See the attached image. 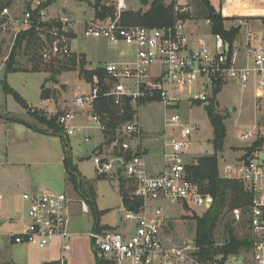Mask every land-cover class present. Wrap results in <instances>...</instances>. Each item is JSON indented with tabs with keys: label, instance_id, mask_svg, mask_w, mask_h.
Masks as SVG:
<instances>
[{
	"label": "built area",
	"instance_id": "built-area-1",
	"mask_svg": "<svg viewBox=\"0 0 264 264\" xmlns=\"http://www.w3.org/2000/svg\"><path fill=\"white\" fill-rule=\"evenodd\" d=\"M21 11L12 5L0 9V31L13 35L14 42L22 32L34 29L38 52L45 62L73 57V41L82 24V34L120 49V59L91 68L95 72L89 89L75 95L63 110L57 123L65 138L96 129L105 137L101 150L93 154L100 177L116 176L128 182L121 192L124 220L130 229H92V240L98 261L108 264H203L198 260L194 239L177 243L166 235L172 221L167 205L180 206L182 213H196V208L210 209L211 193L193 180L188 166L193 156L192 143L199 125L185 121V107L209 104L227 85L250 91L255 100L254 122L238 132L246 148L222 158V178L239 182L251 195L249 205L231 210L235 223L243 224L251 234V264H264V35L257 34L251 21L239 20L240 32L229 43L218 33H188L189 20L178 17L188 7L174 6L176 19L163 26L125 24L122 14L125 0H115L114 16L75 19L62 13L49 17L43 0H23ZM170 4V3H167ZM211 26V21L207 20ZM15 44V43H14ZM112 98L125 113L131 107V118L111 128L112 118L95 110L96 100ZM161 104L165 111L163 131V168L153 172L145 151L146 131L140 121L141 107ZM88 114L85 123L81 116ZM113 131L110 139L108 132ZM200 154V153H199ZM4 194L0 192V219L19 223L16 230L0 232L10 243L33 245L44 249L60 245L59 264H67L73 247L70 228L72 208L79 204L83 213L90 211L89 200L66 192L35 189L22 194L27 203L25 214L4 215ZM181 213V214H182ZM241 259L245 256L240 255Z\"/></svg>",
	"mask_w": 264,
	"mask_h": 264
},
{
	"label": "rangeland",
	"instance_id": "rangeland-1",
	"mask_svg": "<svg viewBox=\"0 0 264 264\" xmlns=\"http://www.w3.org/2000/svg\"><path fill=\"white\" fill-rule=\"evenodd\" d=\"M93 5L88 4L89 0H54L50 7V13L60 11L69 12L75 19L84 20L96 18L95 0ZM144 4L142 0H127L128 10L135 11L148 9L152 0H147ZM115 0H109L108 5L114 6ZM173 3L180 9L188 7L187 12H179V16L188 21V33L193 35H209L211 27L205 18L200 17L203 8L202 0H166V3ZM211 4L221 11L224 17H228L225 26L229 29L239 25L240 19H247L256 26L259 21L264 23V0H210ZM93 10V11H92ZM126 11V10H125ZM94 12V14H93ZM94 16V17H93ZM260 32V29L259 31ZM259 34V33H258ZM73 50L76 54V65L68 64L66 69L48 81L46 86H57V107L53 112L46 108H35L50 106V103L44 104L40 96L41 87L47 79L46 72H31L25 69H32L30 56L24 49L17 51L16 62L21 71L10 72L2 70L0 73V179L4 182H10V185L17 189L16 193L20 196L25 191H33L34 188H47L57 192H66L75 196L76 192L68 180L66 167L62 159L69 155L72 163L78 168L82 175L89 180L97 193V206L103 211L99 221H97L95 211L90 208L88 213L79 210L80 205L75 204L72 208L74 213L71 217L70 228L72 231L79 232V244L72 250L68 256L67 264H99L94 252L93 243L89 235L96 224L119 225L120 230L130 229L132 222L122 218V200H121V183L122 179L116 176L101 178L97 176L96 167L92 156L96 147L103 146L104 136L101 132L93 129L91 132L92 140L86 142L81 134L69 137L68 146L59 136L43 134L37 132L28 126L34 125L39 129L46 127L39 123L35 114L45 116L48 119L54 117L57 113L67 109L71 99L80 92L89 89L87 75L83 71H92L89 66H102L110 61L119 60L120 49L104 43L103 41L93 38H86L82 34V24L78 25V35L73 41ZM8 53L1 52L0 60ZM72 57V58H73ZM70 58V59H72ZM70 59L68 61L70 62ZM67 60H60L59 62ZM67 61V62H68ZM87 61L88 65L87 66ZM57 67V66H56ZM97 71V70H96ZM92 71V72H96ZM52 72H49L51 75ZM6 75V76H5ZM17 91L26 101L35 107L24 108L14 97L4 90V80ZM53 84V85H52ZM83 89H80L82 88ZM86 87V88H85ZM218 110L223 115L224 123L227 128V134L224 139L223 149L216 150L212 143L213 127L209 120L206 110L207 104L185 107V121L189 125H199L200 131L194 135L192 143V152L196 153L190 157L192 162L199 156L217 154L222 162V158H229L231 154L241 153L246 146L238 138L240 130L247 129L254 122L255 100L250 91H241L238 86L227 85L218 94ZM233 111H229L232 109ZM140 121L143 128L149 135L145 144L150 149L149 158L161 160L163 155V143L160 132L163 131L165 111L161 104H148L141 107ZM10 118H19L23 120L13 121ZM153 136V137H152ZM152 138V139H151ZM158 138V139H157ZM7 140L8 143L6 142ZM103 142V143H102ZM11 144V150L5 151L6 147ZM100 149V150H101ZM3 150V151H2ZM200 153V154H199ZM9 154V155H8ZM8 156V158H7ZM152 156V157H151ZM9 160L10 163H6ZM125 180V179H124ZM126 182V180H125ZM128 189V182H126ZM78 193V198L90 199L89 191ZM2 213L10 215L13 213L25 214L28 209L27 203L17 196V199H7L4 194ZM168 211L172 214V221L166 228V235L177 243H182L188 239H194L196 234L195 216H202L206 213L204 207L196 208V213H182L180 206L167 205ZM182 213V214H181ZM236 235L239 237L245 234V229L240 223L234 224ZM218 242L223 241V224H220L217 231ZM73 243V242H72ZM73 245V244H72ZM22 247V246H21ZM24 248L12 247L5 250L9 256L10 264H44L42 261H49L56 264L59 261L58 245L53 244L44 249L33 245H25ZM245 256L241 259L239 256ZM239 256L229 255L224 264H251L250 251H243ZM221 259L222 257H218Z\"/></svg>",
	"mask_w": 264,
	"mask_h": 264
},
{
	"label": "trees",
	"instance_id": "trees-1",
	"mask_svg": "<svg viewBox=\"0 0 264 264\" xmlns=\"http://www.w3.org/2000/svg\"><path fill=\"white\" fill-rule=\"evenodd\" d=\"M54 0H47L41 7H47L52 4ZM144 4H147V0H142ZM109 0H95V15L98 18H106L108 16H114V6L108 5ZM10 0H0V9L6 5H10ZM203 8L200 12V17L209 19L211 21V28L213 33L221 34L225 40L232 43L233 40L240 32V27L227 28L225 22L228 17H224L221 11L211 4L210 0H202ZM174 11V4L166 3V0H152L149 9L145 10H126L122 14V19L125 24H143L148 26H163L165 24H171L176 19ZM178 17H180L178 15ZM38 37L37 32L32 28L28 31L22 32L18 35L14 47L7 60L6 74L10 72L21 71L22 69L15 66L17 51L25 49V52L30 56L32 63L33 72H52L49 79H47L41 92L42 99L57 98V91L46 87V82L52 80L56 74H60L66 69L70 63L73 66L76 65V58L70 59V62H59L55 65V62L43 61L38 52ZM57 66V67H56ZM87 75L88 80L92 79L95 72L83 71ZM101 77H103V71L97 70ZM4 90L8 94H13L16 100L24 107L29 109L27 101L15 91L7 82L4 80ZM219 103L216 99L210 101L206 105L209 120L213 127V139L212 143L216 150L223 149L224 139L227 134V128L224 123L225 116L218 110ZM125 113L121 114V108L116 106L110 97H101L96 100L95 110L98 113H107L112 118L111 128H115L116 125L123 123L124 121L131 118V107L126 106ZM61 112L57 113L54 117L48 119L45 116L35 114L36 119L40 124L44 125L46 129L42 130L36 126L33 128L48 132L57 136H60L64 145L68 146V138H65L61 133V128L57 123L58 117ZM110 139L113 138L114 132H108ZM220 159L217 154L199 156L193 160L188 170L194 181L200 184L201 188L205 192H209L214 197V203L210 209L202 216H195L196 223V234L195 244L198 248L195 253L198 260L203 264H224L229 255L239 256L244 250L249 251L252 248L251 234L245 231L243 236L239 237L236 235L235 220L231 215V210L236 207H246L249 205L251 195L243 189V186L232 180H227L220 175ZM64 164L68 173V180L70 184L75 188L76 191L86 193L89 191L91 198L89 200L90 208L95 211L97 221L103 211H100L97 206V193L94 187L86 180L73 165L71 157L66 155L64 158ZM120 191L125 192L126 182L122 179ZM223 224V241L218 242L217 231ZM242 228L246 227L242 224ZM96 227L100 225L97 223ZM218 257H222L219 259ZM10 264V263H3ZM53 264V263H44ZM99 264H108L106 262L99 261Z\"/></svg>",
	"mask_w": 264,
	"mask_h": 264
},
{
	"label": "crops",
	"instance_id": "crops-1",
	"mask_svg": "<svg viewBox=\"0 0 264 264\" xmlns=\"http://www.w3.org/2000/svg\"><path fill=\"white\" fill-rule=\"evenodd\" d=\"M11 1V5H12V7H16V9L17 10H19V11H21V9H22V7L24 6V2H23V0H10ZM44 2H46L47 0H43ZM89 1H91V0H89ZM93 2V1H92ZM125 2H126V5H127V0H125ZM94 4V3H93ZM52 5V4H51ZM51 5L50 6H47V12H48V14H49V17H55V16H58V15H60V14H62V13H68V14H70L69 12H67L66 10L65 11H60V12H58V13H50V7H51ZM149 9V8H148ZM126 10H128V6L126 7ZM147 10V9H146ZM93 11V10H92ZM95 13H96V11H95ZM93 14H94V12H93ZM94 17V16H93ZM92 18V17H91ZM252 24H253V26H254V28H255V30L257 31V34L259 33V35H264V23L263 22H261V21H259V25L258 26H256V24H254L253 22H252ZM211 27V26H210ZM259 29H260V32H258L259 31ZM211 31H212V28H211ZM207 36V35H206ZM14 40H13V35L12 34H10V33H4V32H1L0 31V54H1V52H7L8 54L5 56V57H3V59L2 60H0V73H1V71L2 70H5L6 71V67H7V60H8V58H9V55H10V53H11V51H12V49H13V47H14ZM24 49V48H23ZM25 50V49H24ZM73 52H74V54H76V52L73 50ZM1 56V55H0ZM17 56V55H16ZM15 66H17V67H19L18 65H17V62H16V64H15ZM87 66H89L88 65V61H87ZM91 68H95V66H89V69L91 70ZM25 71H31V70H29V69H25ZM31 72H33V71H31ZM43 72V71H42ZM47 74H48V76H47V79H49L50 78V76L51 75H49V72H46ZM7 75V74H6ZM5 75V76H6ZM46 79V80H47ZM45 80V81H46ZM49 81H51V80H49ZM52 82V81H51ZM47 83V82H46ZM87 83L88 82H85V84L87 85ZM53 85V84H52ZM43 86V85H42ZM47 88H50V89H55L56 90V88H57V86H52V87H48V86H46ZM86 88V87H85ZM80 89H83V86H82V88H80ZM41 92H42V87H41ZM40 96H41V93H40ZM26 100V99H25ZM57 101H58V97L56 98V99H54V98H50V99H42V102L44 103V104H46V103H50V106H45V107H38V106H33V105H30L28 102V105H29V107H35V108H42V109H44V108H46V110H49L50 112H53L55 109H56V107H57ZM71 102H72V99H71V101H70V103H69V106H70V104H71ZM47 105V104H46ZM68 106V107H69ZM229 111H233V108L232 109H229ZM225 113H227V112H225ZM7 115V114H6ZM88 114H85V115H82L81 116V123H85L86 122V120L88 119V116H87ZM225 116H227V115H225ZM3 117H5L6 119H12L13 121H19V122H21V121H23V120H20L19 118H15V117H13V118H10V116H3ZM33 126L34 125H30V126H28L29 128H31V129H33V130H35V131H37V132H40V133H43V134H48V135H54V134H51V133H48V132H43V131H39V130H37V129H35V128H33ZM35 127V126H34ZM92 130L93 129H90V130H87L85 133H89L90 135H91V132H92ZM146 131V130H145ZM162 132V131H161ZM160 132V133H161ZM81 134V133H80ZM82 135V137H84V135L83 134H81ZM54 136H57V135H54ZM149 135L147 134V131H146V137H145V141H146V139L147 138H150V137H148ZM161 136V135H160ZM60 137V136H59ZM91 137H92V135H91ZM153 137V136H152ZM61 138V137H60ZM152 139V138H151ZM158 139V138H157ZM61 140L63 141V139L61 138ZM91 140H92V138H91ZM104 140H105V137H104ZM104 140H103V142H104ZM8 141L9 140H7L6 142L8 143ZM64 142V141H63ZM70 141H68V143H69ZM102 142V143H103ZM70 144V143H69ZM144 147H145V151L143 152V154L144 155H146V158H147V161H148V164H149V166H150V168H151V170L153 171V172H158L159 170H162V168H163V155H162V159L161 160H156V157H155V159H154V157L153 158H149L148 159V155L150 154V149L146 146V144L144 143ZM101 149V145H100V147L98 146V147H96V149L94 150V152H96L97 150H100ZM1 151V150H0ZM3 151V150H2ZM5 151H14L13 149L11 150V144H9V146H7L6 147V149H5ZM163 154H164V149H163ZM9 155V154H8ZM152 157V156H151ZM7 158H8V156H7ZM65 158V157H64ZM64 158L62 159V161H63V163H64ZM93 158V157H92ZM6 163H10V161L9 160H7L6 161ZM1 164V163H0ZM65 165V164H64ZM66 167V166H65ZM96 167V166H95ZM67 170V169H66ZM81 173V172H80ZM68 174V173H67ZM81 175H82V173H81ZM83 176V175H82ZM98 176V175H97ZM84 177V176H83ZM98 177H100V176H98ZM110 177V176H109ZM85 178V177H84ZM101 178H106V177H101ZM108 178V177H107ZM2 179V178H1ZM1 179H0V192H2L3 194H6L8 197H7V199H8V201H9V199H13V201L15 200V199H17V196H19V199L20 198H22V194H21V196L18 194V193H16V191H17V189L16 188H14V187H12L11 185H10V182H4L3 180L1 181ZM86 179V178H85ZM86 180H88V179H86ZM89 181H91V180H89ZM92 182V181H91ZM35 189H47V188H34V190ZM73 189H74V187H73ZM74 191H75V189H74ZM25 192H28V191H25ZM24 192V193H25ZM76 192V191H75ZM78 192V191H77ZM76 192V194H75V196H73V197H77L78 196V193ZM120 193H121V191H120ZM78 198V197H77ZM122 200V199H121ZM122 205H123V202H122ZM74 214V213H73ZM123 217V216H122ZM20 225L21 224H19V223H9V222H6L4 219H0V232H7V231H10V230H16V229H18L19 227H20ZM100 225V227H99V229H120V227H119V225H116V226H114V225H106V224H104V225H102V224H99ZM95 228H97L96 226L94 227V229ZM72 231V230H71ZM73 233H74V236H73V248L75 247H77L78 246V244H79V240H78V236H79V232H75V231H72ZM56 245H58V252H59V255H60V245L59 244H56ZM19 247V248H24L23 246H25V245H18V244H12V243H10L4 236H0V264H3V263H10V261H9V256L5 253V250H9V248H12V247ZM22 246V247H21ZM42 263H51V262H49V261H42ZM56 264H59V261L57 260V262H56Z\"/></svg>",
	"mask_w": 264,
	"mask_h": 264
},
{
	"label": "water",
	"instance_id": "water-1",
	"mask_svg": "<svg viewBox=\"0 0 264 264\" xmlns=\"http://www.w3.org/2000/svg\"><path fill=\"white\" fill-rule=\"evenodd\" d=\"M88 4H89L90 6H92V5H93V2H92V1H89ZM225 115H227V113H225L224 116H225Z\"/></svg>",
	"mask_w": 264,
	"mask_h": 264
}]
</instances>
